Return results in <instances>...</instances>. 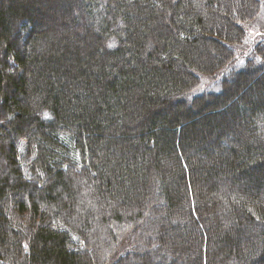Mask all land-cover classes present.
I'll return each instance as SVG.
<instances>
[{
  "label": "trees",
  "instance_id": "trees-1",
  "mask_svg": "<svg viewBox=\"0 0 264 264\" xmlns=\"http://www.w3.org/2000/svg\"><path fill=\"white\" fill-rule=\"evenodd\" d=\"M55 1L0 0V264H264L259 0Z\"/></svg>",
  "mask_w": 264,
  "mask_h": 264
},
{
  "label": "rangeland",
  "instance_id": "rangeland-1",
  "mask_svg": "<svg viewBox=\"0 0 264 264\" xmlns=\"http://www.w3.org/2000/svg\"><path fill=\"white\" fill-rule=\"evenodd\" d=\"M62 1L63 0H56L55 1V3L57 4V6H60L61 4H62ZM42 2V1H41ZM259 2L261 3V8H260V11L258 12V14H257V16H256V18H254V19H252L251 21H249V22H247V23H245L244 24V27H245V30H246V33H247V37H246V40H245V42L244 43H242L241 45H232V47L235 49L234 51L236 52V54L238 55L237 57H238V60L236 61V63H235V66H240L242 63H243V61H244V59L246 58V57H248L250 54H252L253 53V49L256 47V45L259 43V42H261V41H264V0H259ZM79 6V5H78ZM78 6H76L75 8H79ZM77 12H74V15L76 14ZM83 26H85L84 24H82ZM86 25H87V23H86ZM89 25V24H88ZM90 26H91V24H90ZM86 27V26H85ZM92 27V26H91ZM225 43H227L228 42V40L227 41H224ZM209 53H211V55H213L214 57H215V59H217V56H216V54H215V51L213 50V49H210L209 50ZM237 69V68H236ZM235 68H234V70H236ZM234 72V71H233ZM221 75H222V72L221 73H219L217 76H216V78H206L205 80H204V83H203V85L196 91V92H199V91H202V90H204V89H206L207 87H208V90H214L216 93L218 92V90H219V85H213L212 84V82H218V80L220 79V77H221ZM225 76V73L223 74V76L222 77H224ZM231 77V76H230ZM228 78L227 79V83H228V85H229V83L231 82L232 83V81H233V79H234V77H232V78ZM213 80V81H212ZM224 85V84H223ZM223 85H222V87H223ZM227 85V86H228ZM227 86H225V90H226V88H228ZM233 85H231L225 92H226V94L225 93H223L225 96L228 94V90L232 87ZM243 87H245V84L244 85H241V84H239L238 86H237V88H236V96H241V95H243V97L245 96V98H249L248 96H249V93L251 92V91H249V89H244ZM258 88H259V86H257ZM233 96H235V95H233ZM180 97V96H179ZM181 98V97H180ZM234 98V97H233ZM235 100V102H237V105H240L241 104V97H237V98H234ZM173 100V99H172ZM169 101V100H168ZM174 101H175V99H174ZM174 101H171V102H169L170 104H172ZM235 102H233V104H235ZM167 104H168V102H167ZM167 104H165L164 106H166ZM197 110H198V107H195ZM195 108H191V111L192 110H195ZM164 110V109H163ZM233 111H235V110H233ZM199 114L197 113V114H195V115H190V117H189V119H192V118H196V116H198ZM201 117H208L209 116V114H201L200 115ZM230 116L231 117H233V114L231 113L230 114ZM223 119V118H222ZM225 120L227 121V126L229 127V124H228V122H231V118L230 117H228L227 118V116L225 117ZM189 124V123H188ZM198 125L200 124V122L199 123H197ZM200 129H201V127H199L198 128V132H197V138H200V136H199V131H200ZM247 135V134H246ZM206 163H210V161L208 160V158H206ZM144 199H146V197H143ZM150 200V199H149ZM151 201V200H150ZM153 201H155V200H153ZM147 203V202H146ZM167 215V214H166ZM167 221H169V220H167ZM166 220H163V221H159L158 222V224L160 225V226H162L161 228H163L164 227V225H169L168 224V222H167ZM174 223V222H173ZM152 229H153V231L152 232H150L149 234H148V237H150L149 235H153V233H155V230H156V225H154L153 227H152ZM192 231V230H191ZM190 231V232H191ZM182 233V232H181ZM180 233V231L179 232H177V233H173V237L175 236H178L179 234H181ZM145 234V233H144ZM188 234V233H187ZM190 234V233H189ZM191 236L193 237V234H191ZM185 240V239H184ZM188 245L186 242H182V245ZM185 245H184V247H185ZM141 251H143L144 253H148V252H150V251H155V250H150L151 248L150 247H146L145 245H142L141 246ZM148 257L150 258V259H152V254L150 253V254H148ZM177 259V258H176ZM180 259V260H179ZM190 259H192V255L191 254H189L188 255V257L187 258H178L177 260H179L178 262H180L181 264H187V262H189L190 261ZM152 260H154V263L155 264H163V263H165V262H169V260L166 258V257H164L163 256V254L162 253H160V252H157V254H156V257H153V259Z\"/></svg>",
  "mask_w": 264,
  "mask_h": 264
},
{
  "label": "bare ground",
  "instance_id": "bare-ground-1",
  "mask_svg": "<svg viewBox=\"0 0 264 264\" xmlns=\"http://www.w3.org/2000/svg\"><path fill=\"white\" fill-rule=\"evenodd\" d=\"M238 56V55H237ZM236 56V58L231 62V63H228L224 68H223V70H226V69H229V68H231L232 66L233 67H236L235 66V63H236V61L238 60V57Z\"/></svg>",
  "mask_w": 264,
  "mask_h": 264
}]
</instances>
